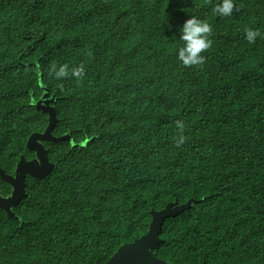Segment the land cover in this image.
<instances>
[{
    "label": "trees",
    "instance_id": "16d2710c",
    "mask_svg": "<svg viewBox=\"0 0 264 264\" xmlns=\"http://www.w3.org/2000/svg\"><path fill=\"white\" fill-rule=\"evenodd\" d=\"M219 2L0 0V168L33 160L46 108L69 137L43 142L54 170L27 176L13 216L0 211V264H104L148 232L151 211L189 200L161 227V259L264 264V35L244 37L264 34V0H235L229 17ZM192 16L212 46L186 67L176 47Z\"/></svg>",
    "mask_w": 264,
    "mask_h": 264
},
{
    "label": "water",
    "instance_id": "95a60500",
    "mask_svg": "<svg viewBox=\"0 0 264 264\" xmlns=\"http://www.w3.org/2000/svg\"><path fill=\"white\" fill-rule=\"evenodd\" d=\"M49 114L48 126L44 133L31 135L28 141L29 151L35 154L33 160H26L21 157L17 164L15 174L8 175L0 168V178L11 185L12 194L3 198L0 197V211L13 216L12 209L26 196V178L32 176L37 179H44L54 170V164L49 161L47 150L43 142H60L69 139L66 137H55L53 130L57 123L54 109L46 108ZM193 205V200L179 205L177 202L169 203L160 211H151L152 220L148 232L132 243L126 244L104 264H171L161 259L157 250L163 242L160 238L161 227L169 217H174L184 212Z\"/></svg>",
    "mask_w": 264,
    "mask_h": 264
},
{
    "label": "clouds",
    "instance_id": "9594fccd",
    "mask_svg": "<svg viewBox=\"0 0 264 264\" xmlns=\"http://www.w3.org/2000/svg\"><path fill=\"white\" fill-rule=\"evenodd\" d=\"M238 11L235 0H220L213 8L215 15L229 17L233 12ZM213 32L212 25L206 20H201L195 16L187 19L180 29L179 41L180 44L176 47V59L186 67L202 65L205 57L202 53L206 52L212 46V40L209 38ZM258 29L245 28L244 37L249 44L256 42L258 37H262ZM54 78L61 80L68 76V65L61 64L58 68L53 66ZM71 75L77 81L85 75L84 65L81 64L71 69ZM176 127L181 130L184 129L182 121H176ZM185 142V137L180 135L176 140V146L179 147Z\"/></svg>",
    "mask_w": 264,
    "mask_h": 264
},
{
    "label": "flooded vegetation",
    "instance_id": "af4514ba",
    "mask_svg": "<svg viewBox=\"0 0 264 264\" xmlns=\"http://www.w3.org/2000/svg\"><path fill=\"white\" fill-rule=\"evenodd\" d=\"M34 158H35V157H34ZM34 158H33V159H34Z\"/></svg>",
    "mask_w": 264,
    "mask_h": 264
}]
</instances>
